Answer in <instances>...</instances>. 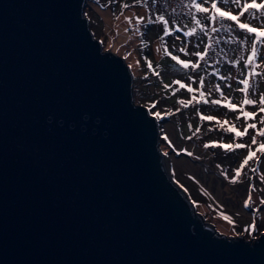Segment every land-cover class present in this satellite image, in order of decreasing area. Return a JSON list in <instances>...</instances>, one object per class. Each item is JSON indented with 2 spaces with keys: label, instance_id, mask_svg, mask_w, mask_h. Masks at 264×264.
I'll list each match as a JSON object with an SVG mask.
<instances>
[{
  "label": "water",
  "instance_id": "obj_1",
  "mask_svg": "<svg viewBox=\"0 0 264 264\" xmlns=\"http://www.w3.org/2000/svg\"><path fill=\"white\" fill-rule=\"evenodd\" d=\"M84 0H0V264H264L171 177Z\"/></svg>",
  "mask_w": 264,
  "mask_h": 264
},
{
  "label": "rangeland",
  "instance_id": "obj_2",
  "mask_svg": "<svg viewBox=\"0 0 264 264\" xmlns=\"http://www.w3.org/2000/svg\"><path fill=\"white\" fill-rule=\"evenodd\" d=\"M161 1L155 0L152 14L156 15H151L147 23L146 4L149 5L151 0H84L82 14L86 17L91 34L99 39L101 48L110 49L121 55L128 66L131 65L129 69L132 74V85L134 84V93L131 90L133 102L142 104L152 115L155 112L161 113L160 119L154 115L158 129V145L163 147L171 177L191 200L194 209L204 220L210 221L218 232L230 236L240 235L252 240L264 230V204L261 203V200H264V181L260 179L264 175V155L257 151L259 144L264 142V137L257 134L259 129H264V123L261 122L264 112L259 111L262 107L259 96L264 94V78L256 77V95L253 97L251 93L249 94V98L256 100L255 106H242L244 93L236 89L243 87L238 81L250 71L264 73V60L257 57L254 69L245 68L243 60H238L237 57L243 56L246 59L250 54V44L241 46L238 43H225L233 38L237 41L246 38L245 33L238 28L237 22L224 21L225 25H234L231 35L224 31L213 33L211 28H220L221 24L217 21H208L204 15L197 13V18L205 21L202 27L205 28L207 36L198 31L196 35L189 37L185 32L192 24L186 15L189 9L183 7L182 0H166L164 8L161 7ZM183 2L187 3L185 0ZM243 2L250 3L251 0H242ZM257 2L264 3V0ZM125 4L128 7H123ZM206 6L210 9V3ZM170 9L180 11L171 15ZM160 14L169 21L171 33L170 36H165L163 41L160 40L163 25L155 22V17ZM231 14L239 15V9L232 10ZM126 18L131 20V24ZM137 18H143L140 25H136ZM240 22H243V18ZM143 23L146 25L145 35L140 31ZM256 23L259 24L261 21ZM258 31H264V28H258ZM254 36L255 34H251L252 38ZM205 44L211 47L205 54V60L199 62L200 67L195 71L183 69L171 59V56L175 55L185 61L197 62L199 58L191 53L203 51ZM162 46L168 49V54L161 49ZM181 47H184L189 55L180 52ZM260 55L264 56V52ZM232 61H236L235 64ZM149 62L152 64L151 69L148 67ZM185 73L192 79L189 80ZM200 76L205 77L203 87L199 83ZM177 79L186 86H191L194 92L189 93L187 87L181 89L174 83ZM249 82H254L252 77H249ZM164 85L169 87L165 88ZM216 85L221 86L227 100L214 90ZM200 92L205 93L204 99L209 101L220 99L221 104L212 105L210 102L197 104L193 101L187 106H182L178 103L179 100L186 102L192 100L193 95L200 99ZM228 102L235 104L236 110L230 111L223 106ZM153 103L156 105L155 108L151 107ZM243 111H250L256 115L246 120L242 115ZM202 115H211L216 119L201 120ZM225 121L227 123H224ZM252 123L256 124V129L249 128L243 137H236L235 131H225L234 128L236 131L244 132L245 127ZM197 128L200 129L198 132ZM254 135L257 139L255 145L252 144ZM165 136L168 137L167 140L164 139ZM205 143H209L210 146L205 148ZM235 143H244L246 147L235 149ZM220 144H231L233 150L227 151L219 147ZM249 147L255 155L241 170L237 183H231V179L236 175L234 169L239 168L247 156ZM189 152L192 155H189ZM253 168L257 171H252ZM249 192L252 196L250 202L252 207L245 208L243 201ZM221 213L230 216L234 224L225 221ZM253 221L256 225L255 230L244 231Z\"/></svg>",
  "mask_w": 264,
  "mask_h": 264
},
{
  "label": "snow or ice",
  "instance_id": "obj_3",
  "mask_svg": "<svg viewBox=\"0 0 264 264\" xmlns=\"http://www.w3.org/2000/svg\"><path fill=\"white\" fill-rule=\"evenodd\" d=\"M153 3H155V0H152ZM183 3V7L186 9H189V11L186 13V15L190 18L192 27L188 29V31L185 32L186 36H193L196 35L199 32H203L205 36H207V32L205 31V28L202 27V25L205 23L204 20L197 18V13L204 15L205 19L208 21H217L221 24L220 28L217 27H212L211 32L213 33H218L220 31H224L231 35L232 28L234 25H225L224 21H234L237 22L238 28L242 30L245 33L246 38H242L239 41H237L235 38L231 39V41H225V43H238L239 45L243 46L244 44L248 43L250 44V54L247 56L245 59L243 56L237 57L238 60H243V64L245 68H252L254 69L256 67V58L259 57L260 59L264 60V56L260 55L262 52H264V31H258V28H264V3H258L257 0H251L250 3L248 2H243L242 0H187V3ZM210 3V9L208 5ZM205 5V6H202ZM123 7H128L127 4L123 5ZM222 9H227V10H222ZM234 9H239V15L231 14V11ZM173 12H175V9H173ZM241 18H243V22L241 21ZM143 18H137L136 19V25H140L141 21ZM129 24H131V20L126 18ZM257 21H261V23L257 24ZM155 22L160 23L163 25V35L160 37V40L163 41L165 36H170V28H169V21L165 18L163 14L157 15L155 17ZM149 23H152V21H149ZM127 31V29H126ZM179 31V29H177ZM251 34H255L254 38L251 37ZM220 41H214V43H219ZM211 46L209 44H205L203 51H197L191 53V55L196 56L199 58L197 62H191V61H185L182 59H179L177 56L172 55L171 59L179 65L183 69H191L192 71H195L200 67V61L205 60V54L209 51V48ZM180 52H184L185 55H189L188 52L185 51L184 47H181L179 49ZM235 51V50H233ZM165 54H168V49L165 47L164 48ZM127 58V57H125ZM236 61H232L233 64H235ZM139 63V62H138ZM131 67V65H129ZM149 69L152 68V64L149 62L148 63ZM186 76H188V73H185ZM249 77H252L253 83L249 82ZM256 77H261L264 78V73H259L250 71L248 75L243 76L242 79L238 81L240 85H243L242 88H238L236 90L244 93V98L242 100V106L243 105H248V106H255L256 100L254 98H249V94L254 97L257 92V85L255 83ZM222 79H231V77H221ZM188 79L191 80L192 77L188 76ZM205 77L200 76L199 77V83L200 86L203 87ZM175 84H178L181 89L187 87V91L189 93H193L194 89L191 86H186L185 84L181 83L180 80H175ZM165 88H168V85H164ZM230 87V85H229ZM179 89H177L178 91ZM214 90L218 93H220V96L227 100V97L224 96V93L221 91V86L216 85L214 86ZM205 93L200 92V99H197L195 95L192 96V100L189 101H184V100H179L178 103L182 106H187L188 104L193 103H211L212 105H220L221 100L220 99H211V101L204 99ZM259 103L262 106L259 111L264 112V94H261L259 96ZM224 107L228 108L230 111L236 110V105L233 103H225L223 105ZM152 108H155L156 105L153 103L151 105ZM199 113V110H198ZM155 117L157 119L162 118L160 112H155L154 113ZM242 115L245 117L247 120L250 117H254L256 113L250 112V111H243ZM201 120H207V121H212L216 119L215 117L208 115V116H201ZM239 119V116L237 117ZM219 123V121H217ZM261 122L264 123V116L261 117ZM224 123H227L225 121ZM256 124H248L247 127H245L244 132L236 131L234 128H228L225 129V131H235L236 137H243L245 134L248 133V129H256ZM200 129L197 128L196 131L198 132ZM211 131V129H209ZM257 134L261 137H264V129H259ZM165 140L168 139L167 136L164 137ZM252 144L255 145L257 144V139L256 136L254 135L252 137ZM210 145L209 143H205L204 147L208 148ZM213 146H215V142H213ZM219 147L227 150V151H232L233 150V145L231 144H220ZM246 145L244 143H235L234 148L235 149H243L245 148ZM262 155H264V142L259 144V147L257 149ZM167 154V153H165ZM189 155H192L191 152L188 153ZM255 153L252 151L251 147L248 149L247 156L244 158L243 162L240 163L239 168L234 169L235 171V176L231 179V183H237V178L241 175V170L245 168V166L249 163V161L254 157ZM259 159V158H257ZM252 171H257V169L253 168ZM227 179L228 177L225 176ZM262 181H264V175L260 177ZM251 187V185L249 186ZM251 192H249L248 197L243 201V206L245 208H251ZM261 203L264 204V200H261ZM222 218L229 222L234 224V221L232 218L228 215L222 214ZM255 221H253L252 224H249L244 231H253L255 230Z\"/></svg>",
  "mask_w": 264,
  "mask_h": 264
},
{
  "label": "trees",
  "instance_id": "obj_4",
  "mask_svg": "<svg viewBox=\"0 0 264 264\" xmlns=\"http://www.w3.org/2000/svg\"><path fill=\"white\" fill-rule=\"evenodd\" d=\"M185 1H187V0H185ZM166 2H167L166 0H162V1H161V7H162V8L165 7ZM153 6H154V3L152 2V0H151V3H150L149 5L146 4V8L148 9V11H147V19H146L145 23L148 22V19L150 20L151 15H156V14H152V9H153L152 7H153ZM179 11H180L179 9H175V12H173V9H170V13H171V15H175V14H177V12H179ZM153 12H154V11H153ZM145 23H143V25L141 26V29H140L142 35H145V31H146V25H145ZM124 32H126V30H124ZM127 33H128V32H127ZM161 49L164 50L163 46L161 47ZM132 86H133V87H132L131 90H133V93H134V84H133ZM132 95H133V94H132ZM159 147H160V149L162 150L163 147H161V146H159Z\"/></svg>",
  "mask_w": 264,
  "mask_h": 264
}]
</instances>
